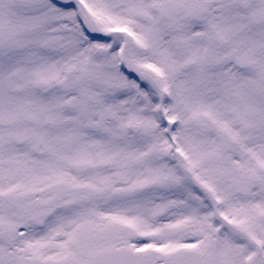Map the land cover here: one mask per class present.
<instances>
[{
    "label": "snow or ice",
    "instance_id": "1",
    "mask_svg": "<svg viewBox=\"0 0 264 264\" xmlns=\"http://www.w3.org/2000/svg\"><path fill=\"white\" fill-rule=\"evenodd\" d=\"M0 264H264V0H0Z\"/></svg>",
    "mask_w": 264,
    "mask_h": 264
}]
</instances>
